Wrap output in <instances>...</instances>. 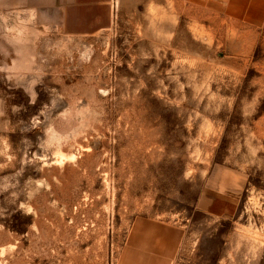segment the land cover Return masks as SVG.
Returning <instances> with one entry per match:
<instances>
[{"label": "rangeland", "instance_id": "obj_1", "mask_svg": "<svg viewBox=\"0 0 264 264\" xmlns=\"http://www.w3.org/2000/svg\"><path fill=\"white\" fill-rule=\"evenodd\" d=\"M82 1L0 11V264H264V0Z\"/></svg>", "mask_w": 264, "mask_h": 264}, {"label": "crops", "instance_id": "obj_2", "mask_svg": "<svg viewBox=\"0 0 264 264\" xmlns=\"http://www.w3.org/2000/svg\"><path fill=\"white\" fill-rule=\"evenodd\" d=\"M30 1L32 0H0V11L14 9L16 7H28L30 6ZM82 2V0H53V5L60 15V22H62L64 15L63 9L66 15L74 16ZM157 230V247L153 249H142L143 264H151L152 261L155 262L154 264H170L174 258V233L164 232L163 227H157ZM152 257H154L153 260Z\"/></svg>", "mask_w": 264, "mask_h": 264}]
</instances>
